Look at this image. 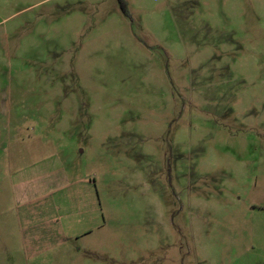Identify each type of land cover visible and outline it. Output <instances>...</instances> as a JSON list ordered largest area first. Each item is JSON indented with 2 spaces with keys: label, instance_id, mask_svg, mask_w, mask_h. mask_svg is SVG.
<instances>
[{
  "label": "rangeland",
  "instance_id": "rangeland-1",
  "mask_svg": "<svg viewBox=\"0 0 264 264\" xmlns=\"http://www.w3.org/2000/svg\"><path fill=\"white\" fill-rule=\"evenodd\" d=\"M0 0V264H264V0Z\"/></svg>",
  "mask_w": 264,
  "mask_h": 264
},
{
  "label": "trees",
  "instance_id": "trees-1",
  "mask_svg": "<svg viewBox=\"0 0 264 264\" xmlns=\"http://www.w3.org/2000/svg\"><path fill=\"white\" fill-rule=\"evenodd\" d=\"M118 2H119L120 8H121L123 14L127 15V9H126L124 1L123 0H118Z\"/></svg>",
  "mask_w": 264,
  "mask_h": 264
}]
</instances>
